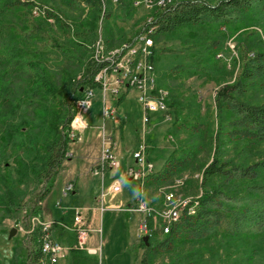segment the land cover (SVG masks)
Segmentation results:
<instances>
[{"label":"rangeland","instance_id":"1","mask_svg":"<svg viewBox=\"0 0 264 264\" xmlns=\"http://www.w3.org/2000/svg\"><path fill=\"white\" fill-rule=\"evenodd\" d=\"M22 1L28 4L27 8L18 12H7L0 19L3 38L6 40L0 44L2 54L12 57V53L8 52L6 39L9 27L16 29L15 32L21 36L26 32L40 29L39 33L42 36L26 40L22 37L19 40L13 38L14 41L9 45L24 48L21 51L24 52L23 55L17 58L21 63L18 70L22 72L13 74L14 77L9 80L5 79L6 83L3 84L9 87V99L24 100L23 108L16 120L18 123L23 122L25 135L18 138L24 143L22 146L18 145L16 140L8 144L0 139V264H23L24 250L30 247L25 238L27 213L33 207H40L42 211L44 207L46 217L59 218L63 213L68 214L70 207L69 199L61 198L62 187L72 184L75 178L81 177L82 190L72 203L88 207L89 201L84 200L88 186L99 183V180L92 176V169L99 157L98 140L90 132H85L81 141L68 146L66 159L59 167L56 183L43 206L42 202L38 201L44 190L45 181H35L29 169L38 165L43 154L41 146L49 118L53 114L52 110L56 111L55 102L58 98L50 96L45 88L43 90L35 85L33 79L29 80L28 76L33 75V78H37L36 75L46 76L42 71L44 69L45 73L54 76L57 86L59 71L64 69L69 73L76 72L75 81L84 71L89 58V48L97 36L100 35L105 42L114 40L115 46L121 44L139 32L147 15L150 14L142 7L134 8L132 0H118L117 3L112 0H98L100 6L96 10L66 7L64 0ZM103 10L106 13L102 17ZM51 14L57 15L60 23L50 17ZM92 16L97 19L92 25L93 32H85L84 28L91 26ZM242 31H255L257 36H246ZM212 39H216L219 44L216 50L208 52L205 47ZM256 45H261L260 47L264 49V20L262 26L254 25L238 31L223 32L219 28L201 31L198 28H185L155 40L154 67L156 78L160 81L159 88L166 90L169 98L171 95L185 106L191 102L197 103V108L184 109L181 116L186 117L197 110L198 121L204 124L201 128L204 130L203 134L197 135L201 152L192 167L166 185L149 189L143 187L137 192L139 183L122 181V192L108 203L109 210L102 218L97 211L93 216H88L92 229L102 226L101 264H140L144 254V247L141 245L144 235L139 234L143 216L139 213L126 212L128 205H134L139 198L146 201L156 211V216L151 219L153 226L157 222L158 212L166 209L168 194L174 195L170 207L177 202L194 200L202 195L204 190L202 172L212 161L215 148L217 126L215 94L220 86L234 82L241 63V48L245 47L249 51L252 49L251 46ZM249 54L250 51L245 53V56ZM32 83L35 94L26 96L24 89ZM245 98L251 103H264V89L250 87ZM99 99L100 93L96 92L88 113L89 123L99 115ZM122 102H125V107L131 109V112L126 116L127 120L117 126L109 125V131L112 132L113 141L117 143L120 163L122 167H127L132 165L131 153L139 140L141 113L134 98H124ZM172 116L174 118L173 113ZM171 125L159 124L152 129V141L148 143L150 151L147 157L153 165L152 175L161 169L171 152L180 149L190 139L187 130H180L174 135L169 134L172 130ZM168 135H171L170 139H167ZM242 148L243 146L227 145L225 159L232 158L239 162V158L243 157L244 163L250 164L264 158V146L260 151L252 153L246 151L242 153L241 151H244ZM13 229L17 230V234L10 239L9 234ZM96 241L97 236L92 234L91 244L94 245ZM255 242L227 244L215 239L209 243L210 250L205 251L204 259L198 264H264V240L261 243ZM188 252L189 247H183L177 252L162 254L156 258L155 264H171L179 260L182 253L185 255ZM60 264H70V261L66 258ZM77 264L92 263L87 259H79Z\"/></svg>","mask_w":264,"mask_h":264},{"label":"trees","instance_id":"2","mask_svg":"<svg viewBox=\"0 0 264 264\" xmlns=\"http://www.w3.org/2000/svg\"><path fill=\"white\" fill-rule=\"evenodd\" d=\"M64 3L66 7H86L91 10H96L100 6L98 0H64ZM27 7L28 4L22 0H0V19L7 12H18ZM49 16L60 23L57 15ZM263 20L264 0H179L175 7L158 11L151 26L155 28L152 34L155 42L159 37L173 34L185 28H198L201 31H210L212 28H219L223 32L238 31L254 25L262 26ZM95 21L97 19L92 16L91 26L85 27L84 31L93 32L92 25ZM7 30L8 52L12 53V57H6L0 49V136H2L0 139L5 140L8 144H12L13 140H16L15 142L18 141V145L22 146L24 143H21L18 138L25 135L24 125L23 122L18 123L16 119L23 108L24 100L9 99V87L4 86L3 82L6 83L5 79L9 80L14 77L13 74L22 72L18 70L21 63L17 61V58L23 55L24 52L21 53V51L24 48H20V45H17L19 48L9 47V45L14 41L13 38L18 40L21 37L25 40L35 39L41 37L42 34L39 33L40 29L35 32H26L22 36L16 33V29L12 27ZM242 32H245L246 36H257L255 31ZM3 35L4 32L0 24V44L5 40ZM106 43L110 46L115 44L114 40H107ZM218 44L216 39H212L205 50L213 52L217 49ZM260 46H251L250 54L246 56L245 53L249 52L248 49L241 48V63L234 82L220 86L215 94L217 126L214 137V155L212 161L203 169L202 186L204 190L198 198L194 215H189L184 209L179 221L163 237L159 235L157 229L151 231L147 235L149 245L146 247L143 242L141 243L144 247V254L140 264H155L158 256L177 252L183 247H189V252L185 255L182 253L179 260L171 264H198L204 259L205 251L210 250L209 243L215 239L227 244L253 241L261 243L264 240V158L250 164H245L243 157L239 158V162L232 158L225 159L227 145L243 146L242 153L245 151L247 153L258 152L264 146V103H251L245 98L250 87L264 89V49ZM155 56L156 52L152 58L154 65ZM85 67L86 75L87 68ZM42 71L46 76L36 75L37 78H33V75H29V80L33 79L32 82L35 85L43 90L45 88L49 95H54L58 101L55 102L56 111L52 110L53 114L48 121L45 139L41 146L43 154L38 165L29 169L35 181H45L44 190L38 197L39 202H43L51 193L59 167L66 159L68 139L65 130L73 113L70 101L80 97V93L75 91V88L72 90L76 72L69 73L64 69L60 70L56 86L54 76L51 73H45L44 69ZM33 83L24 89L26 96L35 94ZM159 83L160 81L157 80L158 87H160ZM122 101L123 97H120L115 105L118 106ZM168 106L174 115L172 130L169 131V134L174 135L180 130H187L190 139L180 149L177 148L171 152L161 169L143 182V187L146 189L171 182L175 177L192 167L201 152V147L197 143V135L203 134L204 130L201 128L204 124L198 121L197 110L186 117L181 116L184 109L197 108V103L191 102L185 106L170 95ZM94 123L95 120L91 122V124ZM135 137L137 138V136ZM151 139L152 135L147 137L149 144ZM116 176L118 175L116 174ZM111 180L112 178L107 174L105 181L108 183ZM214 181L216 182L214 183ZM72 186L73 189L69 196L73 197V202H75L78 192L76 179ZM139 190L138 188L137 192ZM98 193L99 184H93L89 187L84 200L87 199L91 205ZM31 217H38L42 220L41 208L33 207L27 213V224ZM149 228H152L151 220ZM38 234L39 227H36L30 235L29 249L24 250L23 264L39 262L41 254ZM52 235L56 241L70 247L76 242L75 234L62 229L59 225L54 224ZM159 237L161 238L158 239ZM68 257L70 264H77L79 259H87L92 264H98L96 258H89L86 253L79 251L71 250Z\"/></svg>","mask_w":264,"mask_h":264},{"label":"built area","instance_id":"3","mask_svg":"<svg viewBox=\"0 0 264 264\" xmlns=\"http://www.w3.org/2000/svg\"><path fill=\"white\" fill-rule=\"evenodd\" d=\"M112 1L118 2V0ZM132 1L134 8L142 7L150 12L142 28L134 37L116 46H110L100 35L97 36L89 48L87 74L85 75V71H83L73 81L75 91L80 93V97L70 101L73 113L65 130L68 139L67 145L73 146L81 141L85 132H90L97 138L99 157L92 169V176L99 180V193L95 198L94 206L72 209L70 226L59 225L62 229L75 234L76 242L71 247L53 238V222L43 221L38 217L29 219L25 229V238L28 244L31 242L30 235L36 227H39L38 243L41 256L36 264H59L66 259L71 250L95 257L98 264H101L102 226L92 229L88 222V216H93L97 211L102 218L104 213L109 210L108 203L122 192V181L137 182L142 190L143 182L153 174V165L147 158L150 148L147 137L152 135V129L156 125H171L173 123L174 118L168 106L169 94L157 86L155 67L152 63L155 52L152 34L155 28L151 24L158 11L175 7L179 0ZM105 13L103 10L101 16L103 17ZM96 92L100 93V112L95 118L96 122L91 124L88 121V113L92 108ZM120 97L123 99L134 98L141 113L139 140L131 153L135 165L127 167H122L117 156V143L113 141L112 132L109 131V125L117 126L120 122L127 120L119 109V105H115ZM170 138L171 135H168L167 139ZM109 173L118 176L107 183L105 176ZM176 182L178 183V181ZM72 189V184H67L61 192L62 197L66 198ZM173 198L172 193L166 196V209L158 212L157 222L151 229L149 221L156 216V211L146 201L139 198L134 205H128L125 211L139 213L143 216L139 228L140 235H149L151 231L157 229L159 235L163 237L179 221L184 209L189 215H194L199 197L182 203L177 202L170 207L169 204ZM92 234L97 236L94 245L91 244Z\"/></svg>","mask_w":264,"mask_h":264},{"label":"crops","instance_id":"4","mask_svg":"<svg viewBox=\"0 0 264 264\" xmlns=\"http://www.w3.org/2000/svg\"><path fill=\"white\" fill-rule=\"evenodd\" d=\"M125 102H121L120 104H119V109L123 112V114L125 115V116H127L128 115V113L129 112H131V109H127V107H125ZM123 139V138H122ZM133 165H135V162L132 160V165L131 166H133ZM110 175V174H109ZM114 177H115V174H112V175H110V178H112V180L114 179ZM115 178H117V176L115 177ZM76 179V186H77V198H78V196H79V193H80V191L82 190L81 189V185H80V182H81V177H79V178H75ZM74 179V180H75ZM129 181V180H128ZM56 183V182H55ZM55 185V184H54ZM66 186V185H65ZM64 186V187H65ZM91 185H89L88 186V189H89V187H90ZM64 187H62L61 188V191H60V193L62 192V190L64 189ZM86 186L84 187V189H85V191H86ZM88 189H87V191L86 192H88ZM53 190V189H52ZM84 191V192H85ZM87 194V193H86ZM50 195V194H49ZM48 195V196H49ZM47 196V197H48ZM46 197V198H47ZM46 198H45V200H46ZM61 198H63L62 197V195H61ZM65 199H69V205H70V207H69V213L67 214V213H63L61 216H59V218H48V217H46L45 216V214H44V207H43V211H42V220L43 221H50V222H53L55 225H61V224H64V225H67V226H70L71 225V223H72V209L73 208H75V207H79V208H87V206H76V204H73L72 202H73V197L72 198H70V196L68 195ZM44 200V201H45ZM44 201L42 202V206H43V204H44ZM81 203V202H80ZM79 203V204H80ZM94 203H95V199H94V201H93V203L90 205H88V208L89 207H92V206H94ZM58 206L60 207L61 205L60 204H58ZM48 219V220H47ZM89 258H95V257H92V256H88ZM66 258H69L68 256L66 257ZM60 264V263H59Z\"/></svg>","mask_w":264,"mask_h":264},{"label":"water","instance_id":"5","mask_svg":"<svg viewBox=\"0 0 264 264\" xmlns=\"http://www.w3.org/2000/svg\"><path fill=\"white\" fill-rule=\"evenodd\" d=\"M17 234V230L13 229L10 234H9V238L12 239L14 236H16ZM142 242L145 244V246L147 247L149 245L148 243V236H143L142 237Z\"/></svg>","mask_w":264,"mask_h":264}]
</instances>
